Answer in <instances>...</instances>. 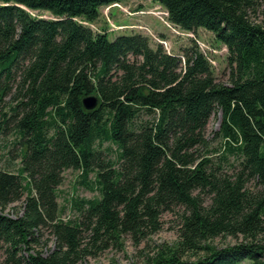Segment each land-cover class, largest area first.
<instances>
[{"label":"trees","instance_id":"obj_1","mask_svg":"<svg viewBox=\"0 0 264 264\" xmlns=\"http://www.w3.org/2000/svg\"><path fill=\"white\" fill-rule=\"evenodd\" d=\"M151 1L174 26L205 29L226 47L227 84L197 45L182 66L140 33L111 40L88 26L124 0H0V109L12 104L0 135L12 128L21 163L16 172L0 167L7 264H80L125 234L140 243L158 233L164 213L177 214L179 240L145 264H264L261 0ZM91 95L100 103L88 111ZM217 114L219 150L206 136ZM69 169L100 192L74 199L80 222L59 219L56 191ZM23 199L21 216L3 214ZM45 227L55 248L33 253ZM219 237L242 241L217 248Z\"/></svg>","mask_w":264,"mask_h":264},{"label":"rangeland","instance_id":"obj_2","mask_svg":"<svg viewBox=\"0 0 264 264\" xmlns=\"http://www.w3.org/2000/svg\"><path fill=\"white\" fill-rule=\"evenodd\" d=\"M261 7L264 9V0H261ZM33 15H40L43 18H53L47 12H30ZM87 25L86 23H84ZM90 26L94 31L109 32L113 40L121 34L140 33L150 39L151 46L156 48L162 45L165 52L182 58V66L185 64L183 58L186 49L197 45L199 50L207 57L213 67L214 75L218 82L228 83L227 49L216 40L215 36L205 30L198 29L196 32H186L174 26L168 21L166 10L151 0H124L119 6L106 7L101 9L100 18ZM99 98V97H98ZM7 103L0 109V121L5 113L10 112L12 104L8 98ZM100 103V99H99ZM221 123V115H214L207 126L206 136L211 147L221 149L222 141L216 134ZM16 141L15 133L9 128L0 135V167L9 168L16 172L20 163L18 150L14 147ZM108 146V144H106ZM11 151V152H10ZM218 154L210 157L216 159ZM94 174L89 176V181H94ZM81 172L66 170L63 172V181L57 187V203L59 207V219L67 221H81L79 212L74 208V199H98V189L90 190L82 184ZM254 184L252 183L251 186ZM25 199V198H24ZM24 199L21 202L10 205L3 214L16 218L23 214ZM162 229L140 243L125 234L121 237L119 244L111 243L110 247L101 251L96 256L86 257L80 264H145L147 257L151 256L156 248L163 244H174L179 240V218L177 214L164 213L161 218ZM88 234L85 236L87 237ZM37 242H32V252H41L43 255L54 250L55 237L49 228H41L36 234ZM87 241V240H86ZM242 241V237H219L212 241L217 248H224L235 245ZM6 256L0 252V264H7ZM237 264H253L251 260L245 259Z\"/></svg>","mask_w":264,"mask_h":264},{"label":"water","instance_id":"obj_3","mask_svg":"<svg viewBox=\"0 0 264 264\" xmlns=\"http://www.w3.org/2000/svg\"><path fill=\"white\" fill-rule=\"evenodd\" d=\"M98 105H99V98L97 96L91 95L83 99V106L88 111L96 109Z\"/></svg>","mask_w":264,"mask_h":264},{"label":"built area","instance_id":"obj_4","mask_svg":"<svg viewBox=\"0 0 264 264\" xmlns=\"http://www.w3.org/2000/svg\"><path fill=\"white\" fill-rule=\"evenodd\" d=\"M166 16L168 17V14H167V12H166Z\"/></svg>","mask_w":264,"mask_h":264}]
</instances>
